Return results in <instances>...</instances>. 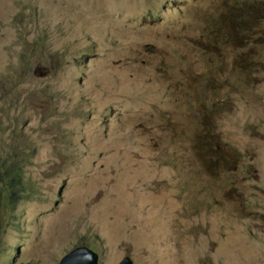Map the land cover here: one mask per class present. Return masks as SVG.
<instances>
[{
    "label": "rangeland",
    "instance_id": "obj_1",
    "mask_svg": "<svg viewBox=\"0 0 264 264\" xmlns=\"http://www.w3.org/2000/svg\"><path fill=\"white\" fill-rule=\"evenodd\" d=\"M236 1L0 0V165L18 161L22 182L0 203V264L79 246L99 264H264V82L247 87L239 62L264 51L234 49L230 25V70L216 89L202 78L226 138L195 113L218 60L192 43L214 48ZM254 24L264 38V9ZM202 136L225 153L214 170Z\"/></svg>",
    "mask_w": 264,
    "mask_h": 264
},
{
    "label": "clouds",
    "instance_id": "obj_2",
    "mask_svg": "<svg viewBox=\"0 0 264 264\" xmlns=\"http://www.w3.org/2000/svg\"><path fill=\"white\" fill-rule=\"evenodd\" d=\"M225 9L228 11L229 16L228 18L221 17L223 19V26L225 25V30L219 34V38L212 43L214 48L209 47L207 44L202 42H195L192 43L197 48H203L205 47V52L211 53V55L218 60L217 64H211L210 61L206 62L208 65V73L214 76H217L220 74L221 69L230 68L227 65V62L229 59H227L223 54L220 58H218V54L222 52V46L221 42L223 41V38L225 36V32L228 28V26H232L235 28V33L237 32V27L235 25V21H240L243 26L249 29L248 34H241L237 35L238 39L235 42V47L240 48H247L248 44L253 41L255 45V49H258L259 47L262 48L264 51V38L259 35L258 27L254 22L261 16V12L264 9V3H256V2H250L249 0H240L239 2H233V4L229 7H225ZM225 10V13H226ZM229 21V22H228ZM218 24V21H216ZM228 22V24H227ZM252 22L254 26L252 25ZM255 27V28H254ZM210 34L214 35V33L210 30ZM253 34V36H252ZM215 36V35H214ZM245 38L247 41H245ZM187 44H191L188 43ZM197 50V49H196ZM240 64L243 67V70L241 71V78L243 79L244 83L247 87H252L258 84H261L264 82V57L258 58L254 57L251 64H245L241 61H239ZM234 64H238L237 61H234ZM232 75H236L238 73L237 69H234L232 72H230ZM212 80L215 83L214 89L219 86V83L215 80V78L212 76ZM226 80V79H225ZM213 89V90H214ZM212 90V91H213ZM153 93H157L155 91H152ZM165 92H162L161 95L163 96ZM216 104V103H214ZM213 104V105H214ZM195 113L199 115L202 118V121L205 125L204 133L208 134L210 137H216L221 136L224 137L222 133V129L220 127L219 122L223 120V118H226V116L229 114V110L227 108H219L218 105H211V108H207L204 110H196ZM91 133V132H87ZM203 142L205 143V146L203 145ZM197 148H199L200 151H202L203 154V161L206 167H208L210 170H214L215 167L220 163V156L222 153L218 150H215L213 147H211L208 143V140L206 137L202 136V138L197 137ZM212 159H216L215 162H211ZM229 166H232L231 163H229ZM230 171L233 170V168H229ZM225 171V170H223ZM219 172L218 176L221 175L223 172ZM217 187H219L222 191L223 185L217 184ZM226 195H233L226 193L222 191ZM239 192V187L237 188L236 194ZM235 194V193H234Z\"/></svg>",
    "mask_w": 264,
    "mask_h": 264
},
{
    "label": "trees",
    "instance_id": "obj_3",
    "mask_svg": "<svg viewBox=\"0 0 264 264\" xmlns=\"http://www.w3.org/2000/svg\"><path fill=\"white\" fill-rule=\"evenodd\" d=\"M229 22V21H228ZM227 22V24H228ZM235 25L237 27L236 35L241 34H248L249 29L246 28L241 24L240 21H235ZM215 27L217 28V31H215ZM223 28V24L218 25L216 21L213 22L211 31L214 33L215 36L221 34ZM225 28L223 29V31ZM222 31V32H223ZM208 72H203L197 75L195 79V88L194 92L196 95L203 96V100L197 105V110H204L207 108H211L212 105V99H211V93L212 91L209 89L208 85L206 84V81L212 76H210L207 80H202L203 76L207 74ZM18 161H10L6 162L2 165H0V181H3L0 184V203L4 200L11 201V198L14 199L12 202L13 206H16L18 204V201H16V197L18 194L19 189L21 188V174H20V168L18 167ZM3 208V206H0V210Z\"/></svg>",
    "mask_w": 264,
    "mask_h": 264
},
{
    "label": "water",
    "instance_id": "obj_4",
    "mask_svg": "<svg viewBox=\"0 0 264 264\" xmlns=\"http://www.w3.org/2000/svg\"><path fill=\"white\" fill-rule=\"evenodd\" d=\"M99 253L88 246H79L67 253L59 264H99ZM120 264H135L130 257H125Z\"/></svg>",
    "mask_w": 264,
    "mask_h": 264
}]
</instances>
